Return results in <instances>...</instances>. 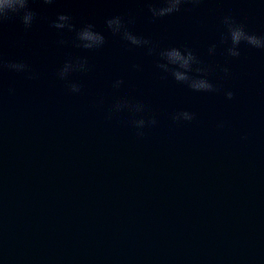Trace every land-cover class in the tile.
<instances>
[{
    "label": "water",
    "instance_id": "obj_1",
    "mask_svg": "<svg viewBox=\"0 0 264 264\" xmlns=\"http://www.w3.org/2000/svg\"><path fill=\"white\" fill-rule=\"evenodd\" d=\"M150 2L32 0L30 28L0 25V59L28 65L0 70V264H264V49L232 57L220 42L226 16L264 36V0L160 18ZM60 14L105 44L77 47L52 27ZM115 16L157 52L190 49L218 90L176 82L147 46L111 33ZM77 60L86 70L61 79ZM124 102L143 107L116 110ZM184 111L194 119H173Z\"/></svg>",
    "mask_w": 264,
    "mask_h": 264
},
{
    "label": "clouds",
    "instance_id": "obj_2",
    "mask_svg": "<svg viewBox=\"0 0 264 264\" xmlns=\"http://www.w3.org/2000/svg\"><path fill=\"white\" fill-rule=\"evenodd\" d=\"M44 4H51L54 0H42ZM159 6H155L153 3H149L148 11L153 18H160L167 15H171L181 10V6L185 3L198 4L200 0H157ZM32 0H0V25L4 22L19 19L23 26L27 29L30 28L37 17V13L31 8ZM127 21L120 17L115 16L106 20L107 28L113 35H119L123 40H126L131 45L144 47L147 46L148 54H156L159 56L160 61L157 63V67L165 73H170L173 79L181 84H185L188 88L196 92H215L217 91L216 85H214L207 77L209 69L199 66L201 64L198 57L190 50H181L176 47L166 48L159 50L152 41L141 38L133 34L129 28ZM223 24L226 28V34H222L221 43L226 44L231 42L230 47L226 49L227 54L232 57H238L240 55L239 46L244 43L257 49H264V36H257L250 34L245 30L242 23H238L234 18L226 16L223 19ZM52 27L56 29H67L68 31H75L76 33V46L84 49H96L102 47L105 44V36L94 30V25L88 24L77 30L75 25L71 23V17L66 14H60L56 20L52 22ZM215 50V46L209 49L210 52ZM86 60H77L75 63L69 61L66 62L63 68L58 73L61 79L67 77L70 71L86 70ZM196 66V67H194ZM10 70L23 71L28 69V65L24 63H7L0 59V70L3 68ZM225 74L228 73L227 69L223 70ZM195 72L196 75H191ZM32 78V77H29ZM123 81H116L115 87H119ZM72 92H79L80 87L77 84L69 85ZM226 97L231 100L234 97L232 91L225 93ZM116 110H120L122 107H130L136 111L142 109V105H128L127 102L123 104L117 103ZM181 117L185 120L194 119V114L187 111L176 113L173 115L174 120H179ZM137 126H143L144 120L134 121ZM149 123L155 124L154 119Z\"/></svg>",
    "mask_w": 264,
    "mask_h": 264
}]
</instances>
